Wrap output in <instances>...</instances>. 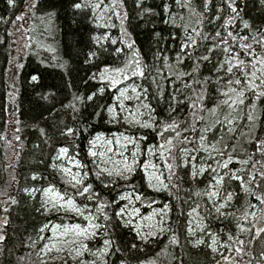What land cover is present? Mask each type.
<instances>
[{
    "label": "trees",
    "instance_id": "16d2710c",
    "mask_svg": "<svg viewBox=\"0 0 264 264\" xmlns=\"http://www.w3.org/2000/svg\"><path fill=\"white\" fill-rule=\"evenodd\" d=\"M29 2L30 0H16L15 7H10L7 0H0V233L6 236V240L0 242V264H42V261H47L48 264H63L59 257L48 258L41 253L40 250L47 243L50 232L49 228L43 233L39 230L46 224L48 226L66 223L83 224L84 220L72 213L65 215L61 210L46 212L41 207L44 188L54 186L61 193L69 196L73 194L69 184L70 179L60 169L52 166L56 161L58 149L68 147L69 155L77 157L86 164L87 168L84 170L89 172L87 182L92 183L97 192H101L105 201H111L112 197L121 191V187L118 185L111 192L107 189L101 190V185L94 175L97 169L93 164V158L87 154L88 141L97 133L110 135L116 132L147 135L145 145H154L163 141L150 130L128 129L123 122L108 123L106 112L102 116L89 117V113L94 111L92 103L85 101L82 105L73 101L76 95L86 97L91 91L105 86L106 82H101L99 79L92 80L90 77L93 73L98 74L105 64L113 67L121 66L125 56L104 54L85 63L88 59L87 54L97 50L91 36L99 35L100 32L90 19V13L85 14L73 9L72 0H39L35 10H29ZM161 2L162 0H145V7H151L155 12L160 13ZM167 2L172 4L174 14L185 17L184 23L196 26V17H189L186 10L175 5L174 0ZM202 3L203 0H193V7L202 11ZM238 5L242 9L240 13L242 20L252 25V34H255L258 28L264 30V4L261 0H238ZM221 6L222 0H213L203 26L205 33L214 32L218 27L214 15L215 9ZM125 8L129 13L125 26L136 41V47L142 54L143 64L148 67L144 78L134 77L124 81L122 85L131 82L148 88L150 102L156 109V118L161 121L168 117L169 95H177L184 103L177 107L174 118L180 122L186 121L185 127L195 125L197 129L195 133H183L189 140L194 141L193 144L184 145L189 152L196 155L192 149L198 145L199 135L203 133L204 128L209 127L212 131L206 134L208 141L205 147L215 144L216 148H221L222 145L217 141L223 137L224 144L228 145L226 150L234 155V163L229 165V169L244 176L246 181L250 175H255L257 179L251 189L254 195L242 190L238 181L225 179L221 186V196L223 197L226 191L232 192L234 199L224 209L228 215L221 216L211 207V202L206 196L197 195L211 183V173L198 175L193 180L190 176V167L178 168L175 170L176 177L180 179L173 177L168 191L155 193L146 188L142 179L143 170L138 168L132 184L148 193V199L143 203L146 205L154 199L155 204L171 206L166 229L147 241L139 240L134 232L125 228L115 229L111 233V239L115 241L114 254L106 258L108 264H121V261L124 264H141L150 260H154L156 264H264V233L257 234V229L264 227V211L255 198L264 192V182L259 177V172L264 171V156H261L256 149V138L264 139V98L258 101L251 96L245 98V104L233 113L236 119L232 132L228 131L226 123H216L218 120L224 121L232 111L227 106L221 105L225 97L221 96L220 92L227 90L223 83H209L205 86L207 91L204 93L205 99L201 111L199 102L196 108L191 107L196 94L202 91L199 86L194 85L196 90L193 92L186 90L181 82H173L171 78L156 77L165 93L164 98L158 101L156 86L151 83V77L155 74L152 66L160 67L162 61L154 59V54L159 49L165 50L164 55L170 58L171 75L174 76L178 72H191L197 57L208 54L204 51L205 46L211 45L202 41L192 59L182 56L183 64L177 67L176 54L184 38L183 28L165 24L160 15L139 18L137 15L139 10L135 7L134 0H125ZM50 12L55 15L49 20L46 13ZM16 16H23L24 19L16 20ZM210 18L213 19L212 24L207 22ZM164 19H167L166 14ZM117 20L118 25L114 29L116 37L120 38V20ZM179 23L181 21L177 20V24ZM233 31L241 35H249V30L243 28L241 21L235 22ZM154 32L161 33L163 39L155 38ZM19 34L22 48L17 50L15 39ZM171 36H175L176 39H171ZM106 46L109 53L116 47H124L121 44H106ZM210 55V61L198 66V71L194 73L195 79L203 81L205 77H210L212 81L216 80L213 64L220 53ZM243 58L241 56V59ZM14 59H18L19 63L16 69L13 67ZM164 71L169 70L164 69ZM32 75L40 77L38 83L31 81ZM183 81L188 84L193 83V79L187 76L183 77ZM175 89L180 91L175 92ZM116 93L117 89L107 88L103 98H98L96 103L113 104ZM188 97L192 99H186ZM70 103H75L78 111L74 112L68 107ZM252 104H255L254 124L246 119V113L253 112ZM12 108L15 116L13 132L10 124ZM214 108L216 111L213 113L210 110ZM95 111L100 109L96 108ZM201 116L203 122H200ZM89 124L92 127L86 132L78 131L75 136L61 135L65 126L83 129ZM40 129H44L43 134ZM209 153L212 156L216 155L210 147ZM209 153L201 152L198 161L201 163L206 160ZM178 155L182 158V154ZM245 159H250L248 165L235 162ZM253 164L255 168L252 167ZM212 166L216 167L214 162ZM33 176L37 179L34 180ZM164 176H168L166 169ZM247 186L246 184L245 187ZM32 189L37 191L33 193ZM76 199L81 206L83 203H88L89 209L95 214L91 202L83 201L80 197ZM197 205H199V215L193 213L191 217L188 216L192 208ZM113 210V207L109 206L106 211L111 215ZM196 220L204 230H197L194 235H190L188 228L195 226ZM4 221L7 223H3ZM97 222L101 225L105 223L102 218ZM241 229L245 230L241 231ZM209 233L217 235L218 243L215 251L208 247L211 242ZM173 236L179 243H171ZM229 236L232 237L231 240L228 239ZM104 238V232L98 230L95 239L88 242L91 252L102 247ZM200 239L205 243L196 245V241ZM239 241H243V244ZM132 243L137 244L138 247L130 248ZM116 247H119L120 251L116 252ZM38 253L40 255H37ZM64 259L66 264H75V261L67 256ZM84 259L91 261L93 256L86 254Z\"/></svg>",
    "mask_w": 264,
    "mask_h": 264
},
{
    "label": "snow or ice",
    "instance_id": "6c2138e0",
    "mask_svg": "<svg viewBox=\"0 0 264 264\" xmlns=\"http://www.w3.org/2000/svg\"><path fill=\"white\" fill-rule=\"evenodd\" d=\"M38 3L39 0H30L28 4L29 10L37 9ZM134 3L135 7L139 10L137 13L139 18L160 15L165 24H171L176 28H183L184 38L179 45V52L176 54L177 67L183 64V60H181L182 56L192 59V56L196 53L202 41L211 45L210 47L205 46L204 51L208 54L197 57L192 65L191 72H178L174 76L171 75L172 65L169 62L170 58L164 55L165 50L159 49L154 54V59L162 61L160 67L152 66L155 69V74L151 77V83L156 86L157 100L163 99L165 93L161 88L160 81L156 77L163 79L171 78L173 82H181L186 90L193 92L196 90L194 85L199 86L202 91L196 94L195 99L192 100L191 107L196 108L199 102L201 104V111H203L204 93L207 91L205 86L209 83H223V86L227 90L220 92V95L225 97L221 101V105L227 106L232 111L225 117L224 121L218 120L216 123H226L228 125V131H234L233 126L236 117L233 113L237 108L245 104V98L251 96L257 101L264 98V30L258 28L255 34L251 33L252 25L242 20L240 15L242 9L238 5V0H222V6L215 9L214 15V20L218 22V27L211 33H205L203 26L207 13L210 10V5L213 4V0H203L201 5L202 11H198L193 7V0H174L175 5L188 12L189 17L194 16L197 18L196 26L190 23H184L185 17L174 14L172 4L167 2V0H162L159 6L160 13L155 12L151 7H145V0H134ZM261 3L264 4V0H261ZM7 4L10 7H15L16 0H7ZM71 7L85 14L90 13V19L96 23L97 28H114L116 27L115 23H109L108 21L112 17L120 20V38H113L107 32L103 35L91 36V40L97 46V50L87 54L88 59L85 60V63L90 62L93 58H99L104 54L125 56V60L121 66L113 67L110 64H105L99 70L98 74L93 73L90 77L92 80L99 79L101 82H106L105 86L91 91L86 97L76 95L73 97V101L79 102L82 105L85 104V101L91 102L94 111L89 113V117L102 116L106 112L108 123L121 124L123 122L124 125H127L128 129L134 128L137 131L141 129L150 130L158 135L163 142L141 147L142 143L148 139L147 135L137 137L136 135L125 133L113 134L111 138L97 133L88 141L89 149L87 154L93 158V164L97 169L94 175L101 185V190L107 189L111 192L118 185L121 187V191L116 196H113L111 201H105L101 192H97L94 185L87 182L86 178L89 172L84 170L87 168V165L83 164L79 159L69 157L68 147H60L55 159L59 160L61 157L68 159L78 169L76 172H73L69 167H63L61 169L63 173L70 177L69 184L73 189V194L69 196L66 193H61L54 186L44 188L42 189L44 199L41 207L46 212L52 210L58 212L63 209L65 215L72 213L81 216L87 223L86 225L77 223L52 226V236L48 237L50 243L44 245L40 250L41 253L49 255L55 251L58 254H62L59 256V259L63 264H66V260L64 259L65 255L75 261V264H108L106 258L114 254L115 241L111 239V233L115 229L125 228L130 232H134L135 236L141 241H147L149 237L155 236L157 232L153 229L157 225L164 223V217L171 211V206L170 204H163L161 207H153V204L156 203L154 199L146 205L143 203L148 199V193L132 184L138 168L143 170L144 176L142 179L145 181L146 188L151 189L155 193L168 191L169 184L172 182L173 177H176L175 170L178 168L183 167L188 169L190 167V176L193 180L198 175L203 176L206 173H211V183L203 192L197 193V195L206 196L207 200L211 202V207L221 216L228 215L224 209L234 199L232 192L226 191L224 196H221V186L226 178L238 181L239 187L242 190L249 195H254L251 189L257 177L250 175V178L246 181L244 176L238 172H232L229 169V165L234 163V155L226 150L228 145L224 144L223 137L217 141V143L222 145L221 148H216L215 144L209 146L216 153L215 156L209 153V147H205L208 141L206 134L212 131L211 128H204L203 133L199 135L198 145L192 149L193 152H196V155H192L189 149L184 146L185 144H193L194 141L189 140L188 136L183 135V133H195L197 129L195 125L185 127L186 121L180 122L174 118L177 107L184 103L177 95H169L168 117L161 121L156 118V109L150 102L148 88L134 83L128 86H121L124 81H129L134 77L144 78L146 76V68L148 67L143 64L141 60L142 54L136 47V41L125 26V21L129 19V13L125 8V0H108V2L106 0H72ZM225 10H227V15H225ZM165 14L167 15V19H164ZM54 15L55 13L52 12L46 13L49 20ZM22 19H24L23 16H16V20ZM177 20L181 21V23L177 24ZM98 21H104V23L101 24ZM236 21L243 23V28L249 30V35H241L233 31ZM207 22L212 24L213 19L210 18ZM153 35L158 40L163 39L159 32H154ZM170 38L176 39L175 36H171ZM106 44H121L124 47H116L113 52L109 53ZM257 49H259V52H257ZM217 52L220 53V56L213 64L216 80L212 81L210 77H205L203 81L195 79L194 73L198 71V66L203 62L210 61V54ZM241 56L244 58L241 59ZM164 69H168L169 71L165 72ZM185 76L193 79V83L188 84L184 82L183 77ZM39 79L40 77L38 75L31 76V81L34 83H38ZM107 88L117 89L118 95L115 97L117 103L97 104L96 100L103 98ZM174 91L179 92L180 90L175 89ZM186 99L192 98L188 97ZM125 101H136L138 102V107L133 111V109L126 106ZM68 107L72 108L74 112L78 111L75 108V103H70ZM251 107L253 112L246 113V119L254 124L256 120L253 114L255 104H252ZM96 108H99L100 111H95ZM141 109L146 111H142ZM210 111L214 113L216 109L214 108ZM122 114H124L123 117ZM200 122H203L202 116L200 117ZM89 127H92V125L89 124L83 129L65 126V130L61 132V135L75 136L78 131H88ZM40 132L43 134L44 129H40ZM256 149L261 156H264V139L256 138ZM201 152L209 154L206 160L201 162V166L197 167L196 162L200 159ZM178 154H182V158ZM113 157H116V159H113ZM142 157H145L143 161H141ZM157 158L160 160V165L155 163ZM213 162L216 167L212 166ZM235 162L248 165L250 159ZM52 166L54 168L57 167L55 163ZM252 167L255 168V164ZM165 169L168 172L167 177L164 176L163 170ZM217 169H220V171H217ZM259 177L264 182V171L259 172ZM32 178L34 180L37 179L36 176ZM176 178L180 179L179 177ZM165 180L168 183H165ZM246 184L248 185L247 187H245ZM256 187H259V185H256ZM125 188L130 190L124 191L123 189ZM31 191L35 193L37 190L32 189ZM77 197L82 198L83 201L91 202L95 208V214L89 209L88 203H83V206H81V203L77 202ZM255 198L261 206L262 211H264V192H261ZM221 200L223 202H220ZM137 204L140 207H137ZM109 206H112L114 209L111 215L106 211ZM141 207L144 208L147 214L141 211ZM198 209L199 205L192 208L188 216L191 217L193 213L199 215ZM101 218L105 221L103 225L97 222ZM136 220H139L140 223H136ZM152 221H156V223L153 224L151 223ZM3 223L6 224L7 221ZM48 228L49 226L46 224L39 231L43 233ZM145 228L147 231H145ZM98 230L104 232L105 238L103 239L102 247L98 248L95 252H91L88 242L95 239ZM201 230L203 231L204 229L202 228ZM244 230L241 229V231ZM159 231L163 232L164 229L161 227ZM188 232L190 235L192 234L191 227L188 228ZM260 233H264V227L257 229V234L259 235ZM209 235L211 236V244L208 247H212L213 251H215L216 249L213 245L218 243L217 235L213 233H209ZM69 237L74 238L69 239ZM231 238V236L228 237L229 240ZM40 239L45 238L40 237ZM5 240L6 236L0 233V242ZM171 243L177 244L179 241L173 236ZM204 243L205 241L203 239L196 241V245H202ZM239 243L243 244V241H239ZM137 247L135 243L130 245L132 249H136ZM115 251H120V248L116 247ZM86 254L92 255L93 259L91 261L84 259ZM37 255H40V253ZM42 264H48V262L42 261ZM121 264H124V262L121 261ZM141 264H156V262L150 260L141 262Z\"/></svg>",
    "mask_w": 264,
    "mask_h": 264
},
{
    "label": "rangeland",
    "instance_id": "374dc122",
    "mask_svg": "<svg viewBox=\"0 0 264 264\" xmlns=\"http://www.w3.org/2000/svg\"><path fill=\"white\" fill-rule=\"evenodd\" d=\"M107 2V1H106ZM107 18V17H106ZM109 23H115V25H116V27H117V25H118V20H117V18H115V17H112L111 18V20H109L108 21ZM98 23H104V21H98ZM96 24V23H95ZM116 27H114V28H116ZM114 28H98L99 30H100V32L98 33L99 35H103L105 32H107V33H110L111 35H112V37L113 38H118V37H116V32H115V29ZM20 34L16 37V39H15V41H16V44H17V50H20L21 48H22V40H20ZM25 37H26V35H25ZM20 44H21V46H20ZM17 58L19 59V55H17ZM18 59H14L13 60V67L16 69V67L18 68V66H19V63L17 62V60ZM130 84H132L131 82H127V83H125L124 85H122V86H128V85H130ZM118 95V92L116 93V96ZM115 96V97H116ZM145 102H147V101H145ZM114 103H117V101L114 99ZM113 103V104H114ZM125 104H126V106L127 107H129V108H131V109H133V111H135V109L138 107V102H136V101H125ZM142 111H146V110H143V109H141ZM123 115L124 114H122V117H123ZM14 120H15V116H14V111H13V108L11 109V113H10V124H11V129H12V132H13V123H14ZM119 133H124V132H116V133H113V134H119ZM113 134H110V135H106V134H103L104 136H106V137H109V138H111V136L113 135ZM125 134H129V133H125ZM129 135H136L137 137H139V136H143V135H137V134H129ZM148 145H152V144H147V145H145V143L143 142L142 143V145H141V147H145V146H148ZM102 150V149H101ZM58 155V154H57ZM69 155V154H68ZM69 157H72V158H74V159H77V157H74V156H72V155H69ZM113 159H116V157H113ZM143 159H145V157H142L141 158V161H143ZM97 163H99V161H97ZM155 163H157V165H160V160L157 158L156 160H155ZM55 164L57 165V168L58 169H60V171H61V169L63 168V167H69V168H71L72 169V171L73 172H76V171H78V169H76L75 168V166H74V164H72V163H70L69 162V160L68 159H65V158H63V157H61L59 160H56L55 161ZM196 164H197V167H200L201 166V163L199 162V161H197L196 162ZM164 171V174H165V170H163ZM65 174V173H64ZM69 179H70V177L67 175V174H65ZM165 183H167V181L165 180ZM58 191V190H57ZM42 195H43V193H42ZM43 199H44V196H43ZM137 207H140V205L139 204H137L136 205ZM162 205H160V204H155V205H153V207H161ZM61 211H64L63 209H61ZM141 211L142 212H144L145 214H147V212H145V210L143 209V207H141ZM149 211H150V209H149ZM87 214V213H86ZM79 217H81V216H79ZM83 218V217H82ZM84 220V219H83ZM167 220H168V215L167 216H165L164 217V223L163 224H159V225H157V227L156 228H154L153 230L154 231H156L157 232V234L155 235V236H157V235H159V234H161V233H163V232H160L159 231V228H163L164 230L166 229V222H167ZM136 223H140V221L139 220H136L135 221ZM86 221H84V223L82 224V225H86ZM151 223H153V224H155L156 223V221H152ZM67 225H71L70 223H66ZM76 224V223H75ZM54 225H57V224H52V225H50L49 226V232H50V236L49 237H51L52 236V232H51V228H52V226H54ZM192 228V234L194 235L195 234V232L197 231V230H201V224H200V222L199 221H197L196 220V222H195V226H192L191 227ZM145 231H147V229L145 228ZM155 236H152V237H155ZM74 237H69V239H73ZM149 238H151V237H149ZM148 238V239H149ZM48 243H50L49 242V240L47 241V243L46 244H48ZM210 244H211V242H210ZM213 247L216 249V245H213ZM212 248V247H211ZM213 249V248H212ZM44 255V254H43ZM60 255H62V254H58V253H56L55 251H53L52 253H50L49 255H44V256H46V257H48V258H57V257H59ZM66 256V255H65Z\"/></svg>",
    "mask_w": 264,
    "mask_h": 264
}]
</instances>
